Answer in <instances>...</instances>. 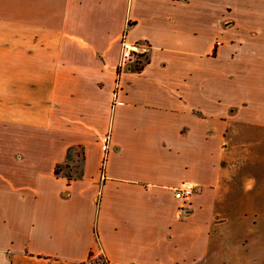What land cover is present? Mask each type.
<instances>
[{"label": "crops", "instance_id": "crops-1", "mask_svg": "<svg viewBox=\"0 0 264 264\" xmlns=\"http://www.w3.org/2000/svg\"><path fill=\"white\" fill-rule=\"evenodd\" d=\"M263 218L264 0H0V264H259Z\"/></svg>", "mask_w": 264, "mask_h": 264}, {"label": "rangeland", "instance_id": "rangeland-1", "mask_svg": "<svg viewBox=\"0 0 264 264\" xmlns=\"http://www.w3.org/2000/svg\"><path fill=\"white\" fill-rule=\"evenodd\" d=\"M140 52H136V54H139ZM136 57V56H134ZM242 203V202H241ZM240 205V204H239ZM241 210H243V207H239ZM228 208L225 209V211H227ZM247 225L244 222H241L239 224V228H240V233H245L247 230ZM258 237L257 236H253V239L251 240V238L245 239L242 243L246 248H253V249H264V218L262 219V221L260 220L258 223ZM257 237V238H256ZM103 256H100L99 258L92 260V264H103L104 262L106 263V261L104 259H102ZM259 258L261 259L259 264H264V254H260ZM90 262V264H91Z\"/></svg>", "mask_w": 264, "mask_h": 264}, {"label": "built area", "instance_id": "built-area-1", "mask_svg": "<svg viewBox=\"0 0 264 264\" xmlns=\"http://www.w3.org/2000/svg\"><path fill=\"white\" fill-rule=\"evenodd\" d=\"M219 44H220V42L218 43V45ZM133 52L136 53L139 51L136 49L134 51H131V50L125 51L123 64H127L128 59L135 56V55H133ZM195 191H196V185L195 184L185 183L180 188H178L176 190L175 196H176V198L182 199L184 201V203H186L190 199V197L195 193ZM99 256H100V254H96L93 257V260L99 258Z\"/></svg>", "mask_w": 264, "mask_h": 264}, {"label": "trees", "instance_id": "trees-1", "mask_svg": "<svg viewBox=\"0 0 264 264\" xmlns=\"http://www.w3.org/2000/svg\"><path fill=\"white\" fill-rule=\"evenodd\" d=\"M137 67H138V66H137ZM58 172H59V170L56 169V173H58ZM102 259H104V260L106 261V258L102 257ZM103 264H108V262L106 261V263L104 262Z\"/></svg>", "mask_w": 264, "mask_h": 264}]
</instances>
